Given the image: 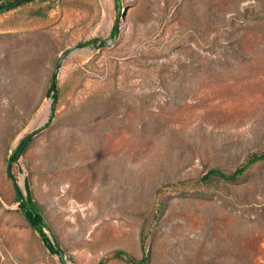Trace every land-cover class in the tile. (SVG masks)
<instances>
[{
  "label": "rangeland",
  "instance_id": "obj_1",
  "mask_svg": "<svg viewBox=\"0 0 264 264\" xmlns=\"http://www.w3.org/2000/svg\"><path fill=\"white\" fill-rule=\"evenodd\" d=\"M0 264H264V0L0 12Z\"/></svg>",
  "mask_w": 264,
  "mask_h": 264
},
{
  "label": "trees",
  "instance_id": "obj_2",
  "mask_svg": "<svg viewBox=\"0 0 264 264\" xmlns=\"http://www.w3.org/2000/svg\"><path fill=\"white\" fill-rule=\"evenodd\" d=\"M16 3L17 2L11 3V4H7L5 6L0 7V12L5 11V10H10V9L14 8ZM51 96L54 98V105H55V103L57 101V98H58V94L55 92L54 94H51ZM13 157L15 159H17L18 158V154L15 153L13 155ZM217 175H219L221 177H224L220 173H217ZM22 205L24 207L23 214L27 218V220L30 222L32 227L35 230H39L40 232H42L41 230H42V226H43V216H42L40 210L36 207L35 204L27 203L26 200L24 202H22ZM42 235H43V239L45 240L46 244L53 249V247L47 241V239L45 238L43 233H42Z\"/></svg>",
  "mask_w": 264,
  "mask_h": 264
},
{
  "label": "water",
  "instance_id": "obj_3",
  "mask_svg": "<svg viewBox=\"0 0 264 264\" xmlns=\"http://www.w3.org/2000/svg\"><path fill=\"white\" fill-rule=\"evenodd\" d=\"M25 1L27 0H19L17 1V5H20L22 3H24ZM119 28H120V19L118 20L116 26H115V32L118 33L119 32ZM100 45H103V46H107L109 45L107 41H100L99 43ZM57 76H58V69L56 70V72L54 73V76H53V81H52V86H51V92L52 94L55 93L56 91V85H57ZM45 129V127L37 130L36 132L30 134L29 136H27L24 140V143L21 147V149L18 151V155L21 154V152L23 151V149L35 138L37 137L43 130ZM9 172L11 174V164L9 165ZM13 182L15 183V188H16V192H17V197L20 201H24L25 200V197L23 195V192L22 190L20 189V187L17 185V182L16 180L13 178Z\"/></svg>",
  "mask_w": 264,
  "mask_h": 264
}]
</instances>
